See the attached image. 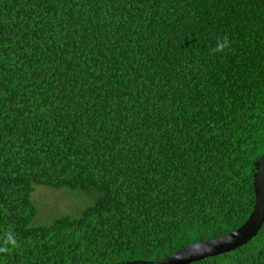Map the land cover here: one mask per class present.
Wrapping results in <instances>:
<instances>
[{
    "label": "trees",
    "instance_id": "16d2710c",
    "mask_svg": "<svg viewBox=\"0 0 264 264\" xmlns=\"http://www.w3.org/2000/svg\"><path fill=\"white\" fill-rule=\"evenodd\" d=\"M263 153L264 0H0V246L18 245L0 264L157 262L220 237ZM36 187L85 202L38 222ZM190 264H264V222Z\"/></svg>",
    "mask_w": 264,
    "mask_h": 264
},
{
    "label": "water",
    "instance_id": "95a60500",
    "mask_svg": "<svg viewBox=\"0 0 264 264\" xmlns=\"http://www.w3.org/2000/svg\"><path fill=\"white\" fill-rule=\"evenodd\" d=\"M251 187L253 204L250 213L236 229L220 237L180 248L157 262L128 261L115 264H190L228 253L245 245L255 237L264 222V153L252 165Z\"/></svg>",
    "mask_w": 264,
    "mask_h": 264
},
{
    "label": "rangeland",
    "instance_id": "374dc122",
    "mask_svg": "<svg viewBox=\"0 0 264 264\" xmlns=\"http://www.w3.org/2000/svg\"><path fill=\"white\" fill-rule=\"evenodd\" d=\"M31 200L38 210V222L47 220L49 215H73L85 202L81 194L44 187H36Z\"/></svg>",
    "mask_w": 264,
    "mask_h": 264
},
{
    "label": "clouds",
    "instance_id": "9594fccd",
    "mask_svg": "<svg viewBox=\"0 0 264 264\" xmlns=\"http://www.w3.org/2000/svg\"><path fill=\"white\" fill-rule=\"evenodd\" d=\"M230 40L227 35L220 37L217 39L216 46L210 49L213 53H223L226 49L230 48ZM17 240L14 236V233L9 231L6 233L3 239V245L0 246V253H8L12 251L15 247H17Z\"/></svg>",
    "mask_w": 264,
    "mask_h": 264
}]
</instances>
